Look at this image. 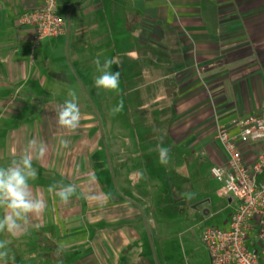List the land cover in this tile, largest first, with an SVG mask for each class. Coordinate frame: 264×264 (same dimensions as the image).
<instances>
[{"label": "crops", "instance_id": "1", "mask_svg": "<svg viewBox=\"0 0 264 264\" xmlns=\"http://www.w3.org/2000/svg\"><path fill=\"white\" fill-rule=\"evenodd\" d=\"M56 1L67 31L37 45L18 17L39 1L0 8V166L33 138L48 145L30 182L44 211L0 240L14 264H153L154 249L159 264H178L177 196L204 160L226 158L217 126L264 101V0ZM97 57L116 59L118 94L95 87ZM70 90L82 113L74 133L49 119ZM53 184L77 186L69 204Z\"/></svg>", "mask_w": 264, "mask_h": 264}, {"label": "built area", "instance_id": "2", "mask_svg": "<svg viewBox=\"0 0 264 264\" xmlns=\"http://www.w3.org/2000/svg\"><path fill=\"white\" fill-rule=\"evenodd\" d=\"M5 1L9 0H0V8ZM38 1L18 17L19 24L34 28L35 45L67 31L57 1ZM216 136L226 158L211 166L210 172L235 198L236 205L227 227H205L200 238L210 264H264V101L259 110L218 125Z\"/></svg>", "mask_w": 264, "mask_h": 264}, {"label": "clouds", "instance_id": "3", "mask_svg": "<svg viewBox=\"0 0 264 264\" xmlns=\"http://www.w3.org/2000/svg\"><path fill=\"white\" fill-rule=\"evenodd\" d=\"M115 58L105 59L103 64L99 57L94 60L96 70L100 73L95 79V87L105 91L119 93L120 72L111 71L112 65L116 64ZM68 95L71 99L51 108L55 112L56 126L67 133H74L80 127L82 118L78 97L74 90ZM121 100L112 110V114L123 110ZM63 148H68L70 142L61 140ZM159 159L162 164L168 163L169 149L161 146L158 148ZM48 152V145L37 138L28 141L23 154L18 159H12L7 166H0V234L7 233L13 237L27 231L30 220L39 217L44 211L46 204L42 197L38 198L33 191L31 181L36 180L37 171L33 167V160L43 159ZM75 184L50 185L47 189L53 198L58 197L64 205L69 204L70 198L76 193ZM188 199H191L189 196ZM14 256H10L8 241L0 240V264H14Z\"/></svg>", "mask_w": 264, "mask_h": 264}, {"label": "rangeland", "instance_id": "4", "mask_svg": "<svg viewBox=\"0 0 264 264\" xmlns=\"http://www.w3.org/2000/svg\"><path fill=\"white\" fill-rule=\"evenodd\" d=\"M211 166L209 159L200 164L199 173L183 185L181 195L177 196L179 210L173 211L169 217L168 233L173 249L179 254L178 264H207L210 261L208 250L200 238L201 231L208 226L224 228L236 205L229 201V198L232 201L235 198L212 176ZM189 196L191 199H188ZM191 255L195 258L187 263L186 258ZM152 263L159 264L155 249Z\"/></svg>", "mask_w": 264, "mask_h": 264}, {"label": "water", "instance_id": "5", "mask_svg": "<svg viewBox=\"0 0 264 264\" xmlns=\"http://www.w3.org/2000/svg\"><path fill=\"white\" fill-rule=\"evenodd\" d=\"M229 200H231V199L229 198ZM148 235H149V239H150V242H151V237H150V234H149V230H148Z\"/></svg>", "mask_w": 264, "mask_h": 264}]
</instances>
